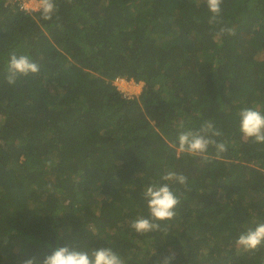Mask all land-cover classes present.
Here are the masks:
<instances>
[{
  "label": "trees",
  "instance_id": "obj_1",
  "mask_svg": "<svg viewBox=\"0 0 264 264\" xmlns=\"http://www.w3.org/2000/svg\"><path fill=\"white\" fill-rule=\"evenodd\" d=\"M20 2L0 0V264L78 242L125 264H264V246L235 244L264 221V144L237 118L264 112V0H223L219 24L205 0H55L51 20ZM13 53L39 71L10 85ZM206 120L222 158L178 155L179 133ZM169 169L188 177L176 216L135 233L144 186Z\"/></svg>",
  "mask_w": 264,
  "mask_h": 264
},
{
  "label": "clouds",
  "instance_id": "obj_2",
  "mask_svg": "<svg viewBox=\"0 0 264 264\" xmlns=\"http://www.w3.org/2000/svg\"><path fill=\"white\" fill-rule=\"evenodd\" d=\"M29 1L21 0L20 5L23 6ZM205 3L211 13L208 23H221L219 18L223 0H205ZM26 8L28 9V7ZM55 11V0H39V12L43 20H51ZM219 33L221 35L235 34L234 29L230 27H220ZM38 71L39 66L27 55L13 53L7 64L6 80L11 85L18 78L36 74ZM114 83L117 85L116 80ZM119 90L121 91V89ZM121 92L124 93V91ZM237 118L239 131L245 139L251 140L254 144H264V112L254 107L245 106L238 111ZM222 135L223 133L215 127L211 120H206L198 130L181 131L177 143L172 147L175 148L178 155L186 154L205 161L209 159L208 152L211 147L215 149L216 158L220 159L222 158L221 154L227 151V144L223 140L217 139ZM175 185L188 190V177L170 169L161 173L158 179L145 185L142 190V198L145 202L146 213L131 219L128 228L143 235L160 231L162 224L171 221L176 216V209L181 203ZM235 244L246 252L255 251L264 246V221H259L239 233ZM173 259L172 255L164 256L160 264H172ZM22 264H125V260L120 252L111 245L102 244L100 247H89L78 242L58 246L42 257L32 255L24 259Z\"/></svg>",
  "mask_w": 264,
  "mask_h": 264
},
{
  "label": "rangeland",
  "instance_id": "obj_3",
  "mask_svg": "<svg viewBox=\"0 0 264 264\" xmlns=\"http://www.w3.org/2000/svg\"><path fill=\"white\" fill-rule=\"evenodd\" d=\"M25 8L28 7V9H39V0H30L27 2V4L24 3L23 5ZM22 6V7H23ZM23 7V8H24ZM117 85L119 88L124 91L127 95L130 96H139L142 89H143V83H135L134 81H125V82H118ZM137 87V88H136Z\"/></svg>",
  "mask_w": 264,
  "mask_h": 264
},
{
  "label": "built area",
  "instance_id": "obj_4",
  "mask_svg": "<svg viewBox=\"0 0 264 264\" xmlns=\"http://www.w3.org/2000/svg\"><path fill=\"white\" fill-rule=\"evenodd\" d=\"M26 1V0H25ZM125 81H128L127 79H125V78H121V77H118L117 79H116V84L118 83V82H125ZM118 88H119V86H118ZM120 89V88H119ZM122 91V90H121ZM130 96V95H129Z\"/></svg>",
  "mask_w": 264,
  "mask_h": 264
},
{
  "label": "bare ground",
  "instance_id": "obj_5",
  "mask_svg": "<svg viewBox=\"0 0 264 264\" xmlns=\"http://www.w3.org/2000/svg\"><path fill=\"white\" fill-rule=\"evenodd\" d=\"M137 88V87H136Z\"/></svg>",
  "mask_w": 264,
  "mask_h": 264
}]
</instances>
